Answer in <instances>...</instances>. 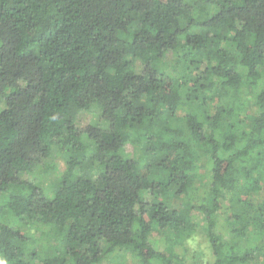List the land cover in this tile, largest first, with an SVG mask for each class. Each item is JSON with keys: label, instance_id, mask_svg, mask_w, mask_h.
Wrapping results in <instances>:
<instances>
[{"label": "trees", "instance_id": "1", "mask_svg": "<svg viewBox=\"0 0 264 264\" xmlns=\"http://www.w3.org/2000/svg\"><path fill=\"white\" fill-rule=\"evenodd\" d=\"M199 240L264 264V0H0V264H201Z\"/></svg>", "mask_w": 264, "mask_h": 264}, {"label": "rangeland", "instance_id": "2", "mask_svg": "<svg viewBox=\"0 0 264 264\" xmlns=\"http://www.w3.org/2000/svg\"><path fill=\"white\" fill-rule=\"evenodd\" d=\"M175 59H176V56H175V54L173 52H170V53L167 54L166 60L168 62L172 63ZM184 112H185L184 109L180 110L179 111L180 116L184 115ZM89 119L90 118L87 117V116H82L80 118V123H79L80 128H82V127L84 128L86 126V123L89 121ZM137 152H138V150H136V148L133 145H131V144L126 145L125 148H124V153L126 154V156L129 159H133L134 157H136L137 154H138ZM55 162L57 164V168H56L55 174L54 173H50L47 176V178H46V185H48V186L51 185L56 180V178H55L56 176L55 175L57 173H62L66 169L65 163L61 159L56 158ZM205 163H206V160H204V162L202 164L203 169H202L201 173L203 175V178L202 179L198 178L196 183H195V187H201V188H204V189H205V187H203V186L207 187V183L210 180V176L207 173L208 170L206 169V164ZM33 177H34L33 175L28 174V175L24 176V179L28 180V181H32ZM202 191H205V190L202 189ZM146 198L149 201L153 200V198L151 196H149V195H147ZM173 200H174L173 201L174 205H176V206H180L181 205V202H180L181 200L179 198H176V199L174 198ZM201 244H202L201 240H199L197 244L196 243L194 244L197 247V249H196V251H197L196 257H197V260H198L199 263L205 264L207 262V257L201 254V252L203 251V245H201ZM50 245H54V243H52V244L50 243ZM198 252H199V254H198ZM35 264H40V263L39 262H35Z\"/></svg>", "mask_w": 264, "mask_h": 264}]
</instances>
